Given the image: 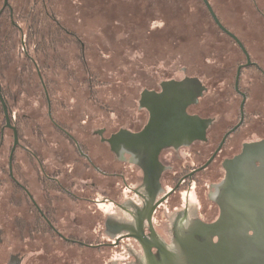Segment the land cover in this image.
Listing matches in <instances>:
<instances>
[{
  "label": "rangeland",
  "instance_id": "1",
  "mask_svg": "<svg viewBox=\"0 0 264 264\" xmlns=\"http://www.w3.org/2000/svg\"><path fill=\"white\" fill-rule=\"evenodd\" d=\"M8 1L14 11L12 20L24 34L29 25H37L36 41L33 39V44L27 45L28 54L39 66L48 87L54 118L80 140L100 128L107 127L111 132L135 126L142 113L138 108L140 92L168 78H196L207 87L202 104L219 102L223 110L238 111L240 97L233 84L243 56L237 45L218 29L202 0ZM208 2L222 25L243 43L246 51L263 60L264 0ZM2 5L0 0V8ZM8 23L6 13L0 20V36L7 25L14 46L11 51L0 53L2 86L22 138L29 139L39 153L48 149V155L56 160L58 155L52 144L58 141L57 132L47 119L40 80L34 65L24 56L26 48L20 47V34ZM250 76L245 72L241 84L249 95L247 111L258 104L259 108L253 111L261 118L248 116L241 128L242 138L253 129L255 138L264 136V86L247 84ZM6 135L1 163L4 167L10 142L9 132ZM63 141L66 150L67 142ZM23 154H16L17 171L21 172L18 176L33 186L37 196L38 185L28 173ZM89 178L80 176L82 181ZM1 180L0 264H7L10 258L14 264H63L73 256L80 264L99 260L100 254L88 248L76 250L50 238L44 244L40 236L27 237L29 223L10 221L9 217L18 212L9 203L15 196L11 195L12 186L5 174ZM16 204L22 212L24 203ZM79 209L78 213L85 218L89 215L87 204H80ZM17 225L23 229L21 235ZM86 230L81 224L82 239H88ZM14 252H21L25 262Z\"/></svg>",
  "mask_w": 264,
  "mask_h": 264
},
{
  "label": "flooded vegetation",
  "instance_id": "2",
  "mask_svg": "<svg viewBox=\"0 0 264 264\" xmlns=\"http://www.w3.org/2000/svg\"><path fill=\"white\" fill-rule=\"evenodd\" d=\"M6 13L8 25H17L12 20L13 8L8 0L7 3L3 0L0 20ZM16 29L20 34L21 49H25L26 34L19 26ZM2 32L0 50L11 51L14 46L12 33L8 31L7 25ZM241 53L243 59L236 68V73L240 68L239 91L235 90L236 73L233 84L234 92L240 97L238 111L235 113L223 110L219 102L202 104L207 87L198 79L187 76L181 79L168 78L140 92L138 108L142 113L135 126L121 127L111 132L107 127L100 128L80 140L54 118L48 87L33 59L24 50V56L34 64L42 86L47 119L57 132L55 137L58 141L52 146L56 147L58 156L55 160V156L48 155V149L39 153L33 149L29 139L22 138L21 128L11 111L0 76L1 96L10 125L18 139L10 163L14 132L6 127L0 102V181L1 175L5 174L12 186L11 195L17 197L9 199L10 206L18 211L9 217L10 221L24 222L25 225L29 223L26 226L27 237L32 239L40 236L44 244L50 238L68 248L97 251L100 254L99 260L91 261L90 264H147L144 248L135 237H141L157 264L162 263L160 250L168 255L169 264H191L186 256L191 251L190 244H219L221 238L211 228L224 216L220 197L223 196L221 190L228 178L226 164L242 153L245 144L264 142V136H253L256 134L254 129L244 134V138L241 137V128L248 116L251 115L255 120L261 118L253 111L259 108L258 104L252 107L251 112L247 111L249 95L241 85L243 74L246 72L251 75L247 84L264 86V59H256L247 52L250 62L247 66V56ZM170 82L178 84L170 93H175L183 100L195 101L184 108L185 117L181 122L185 125L179 131L185 134L179 132V135H173L172 143L163 146L157 154L155 144L148 137L138 143L129 139L131 135L117 140L121 130L138 135L146 129L152 114L148 107L153 113L169 109L170 93L164 94L162 84ZM193 117L200 120L202 134L200 138L189 142L186 136L187 124ZM8 132L10 142L4 167L1 163ZM58 137L66 140V150L65 142ZM18 151L24 153L30 170L28 173L36 179L39 196L35 195L33 186L18 176L21 173L16 166ZM252 162L256 166L260 165L257 159ZM86 175L90 177L88 181L80 180V176ZM16 203H24L22 212ZM82 203L89 208L86 218L78 213ZM81 224L88 228V239L79 236ZM17 231L19 235L22 234L20 225H17ZM2 235L0 228V244ZM14 254L25 262L21 252ZM10 259L7 264H14ZM78 260L73 256L67 259L68 263L65 259L63 264H80Z\"/></svg>",
  "mask_w": 264,
  "mask_h": 264
},
{
  "label": "water",
  "instance_id": "3",
  "mask_svg": "<svg viewBox=\"0 0 264 264\" xmlns=\"http://www.w3.org/2000/svg\"><path fill=\"white\" fill-rule=\"evenodd\" d=\"M4 2L7 3V0ZM202 2L218 29L234 40L247 56L248 66L249 58L241 42L222 25L208 0H202ZM239 76L240 68L236 73V91H239ZM177 85L173 82L162 84L164 94L170 93ZM170 94L168 96L171 98L169 109L156 110L153 113V110L148 107L152 112L151 121L141 134L132 135L121 130L117 135V140H123L127 135H131L129 139L135 143L141 141L142 138H150L149 141L155 144L157 154L163 146L172 143L173 135H179V132L184 135L183 131H179L185 125L181 122V119L185 117L184 108L188 104L195 103V101L190 102V99L183 100L175 93ZM244 101L245 98L240 107L241 113ZM0 102L6 119V127L11 128L14 132L11 163V157L18 144V139L15 130L10 125L8 112L1 96V87ZM199 121L193 117L191 122L187 124L186 136L189 142L201 137L202 131L199 128ZM253 159L259 160L260 165H254ZM226 169L228 178L221 190L223 196L220 197L224 216L211 228L220 236V243L216 245L210 243L208 245L190 244L192 248L190 252L186 253V256L191 264H264V142L245 144L242 153L227 162ZM249 232L252 234L250 235ZM135 239L144 248L147 264H157L141 237H135ZM160 253L161 264H169L168 255L161 250Z\"/></svg>",
  "mask_w": 264,
  "mask_h": 264
},
{
  "label": "trees",
  "instance_id": "4",
  "mask_svg": "<svg viewBox=\"0 0 264 264\" xmlns=\"http://www.w3.org/2000/svg\"><path fill=\"white\" fill-rule=\"evenodd\" d=\"M16 26L18 27V25H10V28L12 29V30H18V29H16ZM36 27H37V25H33V24H31V25H29L28 27H27V29H26V32H25V39H26V53H28V50H27V45H29V44H33V39H34V37H35V32L37 31L36 30ZM62 29V28H61ZM64 32L65 33H67V34H69V35H71V36H74V35H72V33L71 32H69V31H66V30H64ZM35 41H36V39H34ZM34 44H35V42H34ZM21 47V46H20ZM6 53V51L5 50H0V53L3 55V53ZM9 52V51H8ZM34 63H35V61H33ZM32 63V62H31ZM36 64V63H35ZM34 65V64H33ZM36 66H37V68L40 70V68H39V66L36 64ZM41 71V70H40Z\"/></svg>",
  "mask_w": 264,
  "mask_h": 264
}]
</instances>
